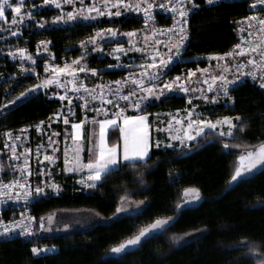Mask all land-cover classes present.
I'll list each match as a JSON object with an SVG mask.
<instances>
[{"label": "trees", "instance_id": "16d2710c", "mask_svg": "<svg viewBox=\"0 0 264 264\" xmlns=\"http://www.w3.org/2000/svg\"><path fill=\"white\" fill-rule=\"evenodd\" d=\"M252 3L223 0L209 5L207 0H191L186 42L180 59L170 65L166 76L205 68L213 56L232 51L241 39L244 18L253 13ZM152 12L158 26L172 27L179 19L164 10ZM58 14L54 8L35 11V21L30 20L15 36L10 35L8 23L0 20V105L6 106L0 107V182L17 173L4 148L6 134L29 128L32 137L40 138L36 126L49 121L61 107L50 90L40 89L20 99V93L45 76L49 58L36 56V64L31 66L12 58L11 52L23 48L35 56L38 47L43 46L40 41H48L54 63L64 65L82 57L84 44L101 29L131 32L145 27L144 16L131 11L98 20L78 19L66 25L53 23ZM41 21H46L43 27L39 26ZM86 60L90 69H97L96 80L104 83L126 79L136 70L124 66L127 56L119 62L110 54L91 52ZM31 67L36 73L24 70ZM191 107L184 94L176 93L148 101L140 113L152 119L158 113ZM198 110L204 119L236 120L232 140L243 147L226 149L222 140L205 138L187 148L153 144L148 158L125 161L118 170H109L91 191L59 162L48 175L58 185L57 191L48 188L36 196L26 207L29 215L39 219L57 210H88L95 211L102 220L55 236L0 238V264H257L250 250L255 248L264 255V167L237 183L230 185V181L239 154L264 142V88L246 78L233 84L224 99L199 102ZM77 111L76 120H81V110ZM34 178L42 186L41 175ZM188 187L198 188L201 199L195 205L181 206L183 190ZM122 197L141 204L140 212L115 217ZM26 208L11 206L0 213V218L9 219L13 213L19 216ZM171 215L178 219L160 234L119 256H105L113 246L138 234L155 219ZM183 235L191 236L176 243L175 237ZM50 246L57 247V251H32L33 247Z\"/></svg>", "mask_w": 264, "mask_h": 264}, {"label": "rangeland", "instance_id": "374dc122", "mask_svg": "<svg viewBox=\"0 0 264 264\" xmlns=\"http://www.w3.org/2000/svg\"><path fill=\"white\" fill-rule=\"evenodd\" d=\"M191 0H187V3L185 4V8L187 9V16L190 14L191 8L189 6V2ZM11 4H17L19 3V0H9ZM126 2H129V0H126ZM131 3H140L141 4V11H136L134 8L131 7H123V6H116L115 5V0H111V3L108 7H105L104 5L101 4V0H71V2H68V0H56L55 3H48L45 4L43 3V0H24V3L21 7L20 13L14 12L12 9L7 8L5 10L4 18L0 20L5 21L8 23V29L10 32L11 36H15L16 34H19L20 28L24 25H26L30 20L35 21V18L33 17V14L35 11L44 9V8H49V9H56L59 11V14L57 16H60L64 13L67 12H72L74 9L77 10L76 12V19H83V20H98L104 16H115L117 12L122 13L126 11H131L134 12L135 14L139 16H144V20L146 19L145 13L143 11V7L146 3H151L154 5V7L148 9L151 18L148 19L147 24L145 23V27L142 30L135 31L136 35L134 37H128L127 35H124L125 33L128 32H121L118 31L117 29L114 28H109V29H114L118 35L112 36L110 34H105L103 32L98 31L97 33H100L99 35H96L94 42H89V40L84 44V50L85 53L82 56V60H73L76 61L75 64H73V61L68 62L67 64L71 65L73 68L75 67H80L84 68L85 71H80L76 72L74 75H69L68 72L64 73H58L57 72V66L60 68H63L64 65H59L54 63L52 54H50L48 44L43 45L42 48L37 52V54L31 55L26 51V54H21V53H14L16 50L11 52V57L14 59H18L22 63H25L27 65L35 66L36 60L38 59L37 57H48L49 59L46 62V69H45V76H42L41 80L39 81L38 84L36 85H42V82L46 78H52L56 77L59 79L61 83H68V87L61 88L59 84L57 83H50L46 87L41 86L38 89H33L30 87L31 91L26 92L25 96L20 97V99H23L24 97H27L28 95L37 92L38 90H50L51 96L57 98L61 102V107L59 108L58 112L61 113L60 117H55L53 116L49 121L44 122L39 124V128L37 131L41 136H44V140L38 139L37 141H40L38 143L37 147H33L31 149L29 147V138H30V129L25 128L19 130L17 133H11V139H9L8 133L6 134L5 141H4V148L8 151L10 158L13 160L12 164L14 169L16 170V175L12 176V178L2 180L3 182H10L12 179H19L20 181L27 182L30 188L34 191V196H39L49 188L54 191H57L56 188L52 187L53 182L51 179H48V175L51 173V170L57 166L59 162L63 164L64 170L67 172V165L65 164V160L67 159V127L72 128V124L74 121H77V110H81V116L82 120H85L87 117L86 122L82 125L85 126V128L90 127V123H92L93 118L96 121H99L101 119H111L114 115V113L117 111V108L114 107V104H118L119 107L125 109V115L129 116H136V115H145L140 113V110L142 107L151 100H156L160 99L164 96L170 95V94H184L190 103H192V107L185 109V110H176L173 112H166V113H158L151 117L147 115L148 117V124L149 128L153 129V134L155 136V141L163 143V145L170 147V148H187L190 147L193 143L198 142L200 139L205 138V139H213V140H222L226 147V149H235L239 147H243V145L236 140H232V137L235 134V130L237 129V123L236 120L232 118V123L235 125V127L232 128V135H227L228 129L230 125L228 124H221L217 125L216 129H211L209 127H204L202 125H199L198 123L193 124V127L191 129L188 128V124L191 121H199V120H211L215 122L216 120L212 119H204L200 111L198 110V105L199 102L204 101L206 103H215L217 101H220L221 99H224L225 96L223 94L222 89L218 87L219 84H221V81H217L216 84L212 85V91H209V84L205 83V81L211 82V76L214 75H220L221 72H223V75H225L229 81H232L236 79L237 77L242 78L244 76V72L241 71V69L230 72V63L231 58H224V60H220L218 57L219 55H215L211 58V63L205 68H201L198 70H192L191 72L193 73L192 76H189L188 73L178 75L175 77H180L179 81H174L175 77H167L166 72L169 69L170 65L175 62L176 60L180 59L181 52L183 50V47L185 45L186 39L184 40V45L181 46L179 54H175V48L173 45H171V42L169 41L170 37L173 35L172 33L176 34L175 41L177 37L180 35L179 29L174 27V26H168L169 28H172L173 31L171 33L165 34L164 32H160L161 29L164 26H158L155 23L154 17H153V12L152 11H159V10H164L166 12H169L172 15L177 16L179 19L176 21L179 22L181 18L178 14V12L173 11L170 7L171 4H175L176 0H130ZM254 2V0H252ZM95 3L96 7L99 8L100 12L103 13L101 15H97L95 11L92 13H88L85 11L83 14L80 13L79 9H81L82 5L83 8L86 10L90 5ZM259 4V3H258ZM59 5V7H57ZM155 5H163V7H156ZM35 6V7H33ZM264 5H260V10L257 12L253 13L252 15L255 16L254 14L260 15V13H264L263 9ZM63 10V11H62ZM28 11L31 12V16L25 15ZM260 11V12H259ZM108 12L113 13L112 15H108ZM24 16L23 22H19V17ZM56 16V17H57ZM262 18L264 16L261 14L260 15ZM16 17L17 19V24L13 25L12 21L13 18ZM75 20H65V21H60L57 22L53 19V23L58 25H66L67 23L73 22ZM46 22V21H43ZM247 22V21H246ZM175 23V24H176ZM254 28L258 25L257 21H252L251 22ZM19 29V30H18ZM152 29H156L155 33L152 32ZM107 30V28L105 29ZM187 38V37H186ZM159 40L161 43L155 44V40ZM129 40H132L133 43H129ZM241 40V39H240ZM147 41V43H145ZM175 43V42H174ZM240 43V41H239ZM238 43V44H239ZM123 45L122 50H116L117 45ZM169 47H172L173 51V60L169 61L167 66L160 69V76L158 79L153 80L149 76V73L153 71V69L147 68V65L152 62V57L155 55V52L153 49H157L159 53L163 56H167L168 49ZM47 48V51L44 49ZM91 52H97L100 54H110L114 58L118 59L119 62L121 59L125 56H127V60L124 61V66H127L129 68H135L136 70L134 72H131L128 74L126 79L120 80L121 84L117 86L115 83H104L101 82L100 80H96V75L98 74V71L94 74L90 71H88L89 66L88 62L86 60L87 55H89ZM28 55L32 56V59L29 60L27 58ZM37 56V57H36ZM236 58L237 55H236ZM159 57H157V60ZM227 61V62H225ZM234 62V61H233ZM235 63V62H234ZM225 65H228L227 69L225 70ZM141 66H144V69H147L145 71V74L141 76V72L144 70L142 69ZM159 67V65H158ZM247 70L250 71L252 70H258L259 73L264 74V65H261L259 63V60L257 58V65H252L249 61L247 62ZM26 72H31V73H36V68H24ZM205 70V71H201ZM248 72H246L247 74ZM245 74V75H246ZM132 76L133 79L139 78L144 80V84L142 85H134L133 83H128L125 84L124 81L129 79V76ZM90 76V77H89ZM250 76V75H249ZM93 77L94 79L92 80ZM254 76L247 77L252 80ZM75 79L77 85L79 84H84L88 88L89 92H85L83 88L79 89V91H74L72 88L71 81ZM238 79V80H239ZM246 79V78H244ZM242 79V80H244ZM261 77L256 81L260 86H262V83L260 81ZM238 80L236 83H238ZM241 80V81H242ZM165 82H171L174 83V87L171 90H164L163 93L161 94L159 92V86L164 84ZM240 82V81H239ZM235 83V84H236ZM149 85H156V88H154V95L152 97H148L147 99L143 100L141 109H135L133 107H129V104L133 102L135 97H140V96H146L147 93H143L142 89L148 87ZM233 84H229L228 87L229 89L231 88ZM101 87H103L105 90H107V94L104 97L103 101V106L101 103V100L99 99H92L91 95L89 93L95 94L97 96L101 95ZM264 88V86H262ZM117 88H119L120 94L121 95H127L129 92H134L135 97H133L132 100L129 101H124V100H117L113 96V93L117 91ZM187 88L188 91H185L184 89ZM25 92V91H24ZM159 98H156V97ZM204 96L208 97V100L204 99ZM216 96L215 100H212V97ZM63 97V98H62ZM68 97H71V104H69V99ZM80 97H85L88 99V104L85 106L84 100L80 99ZM109 99L113 100V104H108L107 101ZM69 108H71V113H69ZM107 109V115L105 114V110ZM136 112V113H134ZM189 112L192 113V115L189 117ZM67 115L69 123L65 124L63 121V116ZM218 120V119H217ZM116 124H122L123 125V119L119 118L117 119ZM98 126V124H95ZM99 127V126H98ZM123 126L119 127L109 125V145H112L114 142L121 141L123 139V132L121 131ZM199 127H204V131L200 132L198 135L196 133V129ZM58 134V135H57ZM185 134L188 135H193L195 136V139L192 141H187ZM162 136V138H161ZM174 136H180L185 140V143H181L179 140L174 139ZM16 137H19V140L16 139ZM38 137V136H37ZM39 138V137H38ZM166 138V139H164ZM50 139L52 142L51 147L49 146L50 144ZM76 148L79 149L80 151L83 149V151L87 150L88 145L91 147L89 140L85 139H80V140H75ZM95 140L92 145L94 144ZM98 144V140L95 142ZM74 142L72 143V145ZM156 144V143H155ZM13 147L16 150V155H13ZM39 148V155H37V149ZM25 149H29L30 151L25 152ZM254 146L251 148H248L245 152L240 153L239 157L241 155H246V153L250 150H253ZM1 153H2V148L0 147V162H1ZM54 155L56 159L54 161H48L44 159V155ZM19 157L17 159L16 157ZM83 158L87 159L88 158V153L83 152ZM82 158V159H83ZM237 160V159H236ZM235 160V161H236ZM27 162L28 168L22 170V166ZM80 162L73 157L70 161V163L74 166L75 163ZM240 163L236 164L234 163V172L236 167L240 166ZM259 165H256L255 168L251 169L255 170L258 168ZM1 171V169H0ZM41 175L43 178L42 180V186L37 185L35 183V178L33 179V176L36 177ZM88 184L86 183L85 187L88 191H91L92 186L97 182L91 181V179L88 180ZM36 187H40L43 189V192L40 194H37L35 192ZM201 199V195L198 199L192 200L188 203L187 206H192L198 203ZM181 206L185 205V196L184 193L182 195V202ZM120 209H128V210H133V209H142L141 204L131 202L130 200H124L123 202L120 203L119 207ZM28 209L26 208L19 214V224L21 222L23 224H30V222H34L33 219H29L31 217L29 215ZM133 213L132 211H127L124 212L122 211L121 213H115V217H120L124 216L127 214ZM52 216L53 219L49 222L48 217ZM176 217L175 215L167 216V217H162V218H173ZM43 224H44V234L47 236H55V235H60V234H66L74 229L77 228H85L89 227L93 223H96L97 221H101L102 218L97 215H85L82 213L77 212V210H57L55 212H52L48 215H45L43 217ZM65 225H68L67 228H65ZM148 226V225H147ZM145 226V227H147ZM25 233V232H24ZM29 234V233H25ZM34 235H37L36 233ZM27 236V235H26ZM31 236V235H30ZM191 235H183V236H176L175 241L176 243H180L185 240H189ZM141 244V243H140ZM140 244L129 247L126 250H123L120 253H115L112 251L113 247L118 246L119 244L113 246L108 252H106L105 256L107 257H115L119 256L122 253L138 247ZM45 248V247H44ZM57 251V247L50 246L47 247V251L44 252H55ZM251 254L254 256L257 264H264V255H262L259 251H257L255 248H251L250 250Z\"/></svg>", "mask_w": 264, "mask_h": 264}, {"label": "snow or ice", "instance_id": "6c2138e0", "mask_svg": "<svg viewBox=\"0 0 264 264\" xmlns=\"http://www.w3.org/2000/svg\"><path fill=\"white\" fill-rule=\"evenodd\" d=\"M55 3L56 0H43V3L48 4V3ZM68 2H71V0H68ZM24 3V0H19V3L17 4H11L9 2V0H0V17H4L5 14V10L6 7L12 9L14 12L16 13H20L21 7ZM111 3V0H101V4L104 5L105 7H108ZM187 3V0H177V2L175 4H171L170 7L173 11L178 12L179 16L181 18H184L187 16V9L185 8V4ZM207 3L209 5H211L213 3V0H207ZM259 3L260 5H264V0H254L253 4L251 5V7L255 8L256 4ZM81 4H82V0H81ZM115 5L116 6H123V7H131L134 8L136 11H141V4L140 3H131L130 0L129 2H126V0H115ZM156 7H163V5H155ZM35 7V6H33ZM57 7H59V5H57ZM154 7L153 4L151 3H146L143 7V11L145 13L146 19H145V23L147 24L148 19L151 18V15L148 11V9ZM63 11V10H62ZM80 13L83 14L85 11H87L88 13H92L93 11H95L97 13V15H101L103 13L100 12L99 8L96 7L95 3H93L92 5H90L86 10L83 8V5L81 7V9H79ZM76 12L77 10H73L72 12H67L64 13L60 16H57L54 18L55 21L60 22V21H65L67 20H75L76 19ZM113 13L108 12V15H112ZM116 15H119V12L115 13ZM25 15L27 16H31V12L28 11L27 13H25ZM24 16H20L19 17V22H23ZM247 22H248V28L250 29L248 35L249 37L253 36V32L251 31V29L253 28L252 25V21H257L259 27H257L255 29L256 33L258 34V40L257 41H253V39H248L247 40V47H241V44H236L234 46V50L230 51V52H226L223 54L219 55V59L220 60H224V58H235L236 56V49L240 50V54L243 55L245 52H247L248 55V61L252 64V65H257V58L259 60V63L261 65H264V18L259 17V16H249L244 18ZM13 25L17 24V19L16 17L13 18L12 21ZM186 24L187 21L185 19H181L179 22H177L174 27L179 29L180 35L177 37L173 47L175 48V54L178 55L181 46L184 43V40L186 39ZM39 26L43 27V21L39 22ZM19 30V29H18ZM155 31H157L156 29H152V32L155 33ZM173 31L172 28L168 29V32L171 33ZM100 32H103L105 34H110L112 36H116L118 35V33L114 30V29H101ZM100 33H97V35H99ZM124 35H127L128 37H134L136 35L135 31H131L128 33H125ZM96 39V37H92L89 39V42H94ZM47 43H49L48 41H40L41 45H46ZM84 41H81V44H84ZM129 43H133L132 40H129ZM145 43H147V41H145ZM155 44H159L161 43L158 39L154 41ZM123 49V45H117V49L116 50H122ZM39 47L37 49V51H39ZM45 51H47V48L44 49ZM153 51L155 52V55H153L152 57V62L150 64L147 65V68L153 69V71L151 73H149V76L151 77V79L156 80L159 78L161 72L160 69L164 68L167 66L169 61L173 60V51H172V47H169L168 49V53L167 56L165 58V56L161 55L159 53V51L157 49H153ZM16 52H19L21 54H26V49L23 48H18L16 49ZM157 57H159V59L157 60ZM27 58L29 60L32 59L31 55H28ZM83 57L78 58V60H82ZM76 61H73V64H75ZM159 65V67H158ZM142 69H144V66H141ZM228 65H225V70L227 69ZM147 69H144L141 72V76H143L145 74V71ZM80 71H85L84 68H80V67H75L73 68L71 65L65 63L63 68H60L59 66H57V72L58 73H64V72H68L69 75H74L76 72H80ZM88 71L92 72V73H96L97 69L93 68V69H88ZM201 71H205V70H201ZM239 71V69H238ZM189 76H192L193 73L191 71H189L188 73ZM251 75L255 76V73H252ZM239 79V77H237L236 79L229 81L228 78L223 75V72H221L220 75H214L211 76V82L209 81H205V83L209 84V91H212V85L216 84L217 81H221V84L218 85V87L220 89H222L223 94L225 96L229 95V84H235L237 82V80ZM180 77H175L174 81H179ZM133 83L134 85H142L144 84V80L143 79H133V77L130 75L129 79L124 81L125 84L128 83ZM50 83H57L59 84V86L61 88H67L68 87V83H61L59 81L58 78L56 77H52V78H46L43 82L42 85H33L32 88L33 89H38L41 86L46 87L48 84ZM117 86H119L121 84V81H115L114 82ZM72 84V88L74 91H79V89L83 88L85 90V92H89L88 88L86 87V85L84 84H79L77 85L75 79L73 78V80L71 81ZM174 87V83L171 82H165L164 84L159 86V92L162 94L164 90H171ZM154 88H156V85H149L146 88L142 89L143 93H147L146 96H140V97H135V93L134 92H129L127 95H121L119 88H117V91L115 93H113V96L115 97V99L117 100H124V101H129L132 100L133 97H135V99L133 100V102L131 104H129V107H133L135 109H141V105L143 100L147 99L148 97H152L154 95ZM185 91H188L187 88L184 89ZM31 91V89H26L25 92L20 93V96L23 97L25 96L26 92ZM101 95L97 96L95 94L89 93V95H91L92 99H99L101 100L102 106H103V101H104V97L107 94V90H105L103 87H101ZM63 98V97H62ZM156 98H159L158 96ZM69 99V104H71V97H68ZM80 99L84 100V104L85 106H87L88 104V99H86L85 97H80ZM205 100H208L207 96H204ZM216 96L212 97V100H215ZM9 103H14L13 101H10ZM108 104H113V100L109 99L107 101ZM0 107H6L4 105H0ZM114 107L117 108V111L114 113L113 117L111 119H101L99 121H96L94 118L92 120L93 124H98L99 126V136H98V144H96L94 142V147L96 149L95 151V156L93 159H89V161L86 164H82L81 166L83 168H87L89 169L90 172V179L95 182V181H100L102 179L103 174H105L106 172H108L109 170H118L119 167L122 165L123 162L125 161H129V160H145V158L149 157V152H150V148L153 146L150 139H149V124H148V117L147 114L145 115H136V116H129V115H125V109L119 107L118 104H114ZM105 110V114L107 115V109ZM69 113H71V108H69ZM189 117L192 115L191 112H189ZM55 117H60L61 113L57 112L54 114ZM122 118L123 119V127L121 129V131L123 132V143L122 145L118 144V143H114L111 146H109V144L107 143L106 140V129L109 125H113V126H117L116 122L117 119ZM237 120L240 119V117H236ZM87 117L85 118V120H81L78 123H73L71 126L73 129H75V135L72 137V139L75 140H80L82 139V125L86 122ZM63 121L65 124L69 123L68 120V116L64 115L63 116ZM41 123H43V121H41ZM198 123L199 125H202L204 127H209L211 129H216L217 125H221V124H228L230 125L227 135H232V128L235 127V125L232 123V118L230 117H224L222 119H218L215 122L211 121V120H199V121H191L188 124V128L191 129L193 127V124ZM37 128H39V125L36 126ZM204 127H199L196 129V133L197 135L200 132L204 131ZM58 135V134H57ZM9 139H11V133H8ZM187 141H192L195 139V136L193 135H188L185 134ZM176 140H179L181 143H185V140L183 138H181L180 136H174L173 137ZM17 140H19V137H16ZM54 143L51 141L50 139V144L49 146L51 147V144ZM156 147H159V142H156L155 144ZM91 150V149H90ZM13 151V155H16V150L13 147L12 149ZM30 151L29 149H25V152ZM79 151V149L77 150ZM37 155H39V148L37 149ZM17 159H19V157H16ZM248 159V164L247 166H244L243 164H241L240 166L236 167L234 174L231 177V180L233 182L238 181L239 179H243L244 176L248 173H250L251 169L255 168L256 165L261 164L262 162H264V144H261L259 146L258 149H256L255 151H248L246 153V155H241L239 157L240 161H244L245 159ZM44 159L48 160V161H54L56 159V157L54 155H44ZM79 160V157L77 156V161ZM69 163V161L66 159L65 160V164L67 165ZM28 168V164L27 162H25V164L22 166V170L23 169H27ZM68 171H73L74 169L72 167H69L67 169ZM16 186H18L19 188H21L24 191V198L27 199L28 196H30L32 194V190L30 188V186L28 185L27 182L21 183L19 180L17 181H13L10 182L8 185H0V187H7V188H15ZM52 187L54 188H58V185L53 184ZM35 192L37 194H40L43 192V189L40 187H36ZM184 192V196H185V207H187L188 203L192 200H196L200 197V190L196 187H188L185 188L183 190ZM0 195H8V193H4V192H0ZM16 199H19V196L15 197ZM122 202L124 200V198H121ZM177 210H180V207H177ZM122 211L127 212V211H132L133 213H139L140 209H133V210H128V209H117V213H121ZM29 219H35L34 217H29ZM53 219L52 216L48 217L49 222ZM178 219V217H173V218H157L155 219L151 224H149L147 227H144L142 229H140L139 233L126 239L125 241H123L122 243H120L118 246L113 247L112 251L115 253H120L123 250H126L129 247H133L136 246L140 243H142V241L144 239L150 238L154 235L160 234L167 226H169L170 224L174 223L175 220ZM23 226V231L25 233H30L31 232V227L29 225L23 224L21 222V224H16L13 223L12 224V228H17V227H21ZM41 227H43V219L41 220ZM68 225H65V228H67ZM10 231L9 227H4L3 228V232L5 234H7ZM32 251L34 253H41L43 251H47V247L45 248H39V247H33Z\"/></svg>", "mask_w": 264, "mask_h": 264}, {"label": "crops", "instance_id": "0c3cea01", "mask_svg": "<svg viewBox=\"0 0 264 264\" xmlns=\"http://www.w3.org/2000/svg\"><path fill=\"white\" fill-rule=\"evenodd\" d=\"M176 2H177V0H176ZM258 10H260V4L257 3L255 8H253V13L257 12ZM252 14H251V16H253ZM261 14L264 16V13H260V15ZM0 18L3 19L4 17H0ZM257 27H259V25H257L255 28L253 26V28L251 29V31L253 32V36L249 37L248 33H249L250 29L248 28V22H244L243 24H241V26H240L241 40H240V43H239V44H241V47H247V40L248 39H253L254 42L258 40L259 37H258V34L255 31V29ZM172 34L173 35L169 39V41L171 42V45L174 44L175 38H176V34L175 33H172ZM235 51H236V55H237L238 58H236V56H235V58H231V60L229 61V62H231L230 65H229L230 72H233V71H236L238 69H241V71L244 72V76H245V77L240 78L238 80V82L241 81L244 78H247V77L251 78L253 76L251 74L255 73L256 75L253 77V79L254 80H256V79L258 80L261 77L260 81H261V83L263 82L262 86H264V74L259 73L258 70H252L251 69V73H250L249 70H247L248 69L247 68V62H248V55L249 54L247 52H245L243 55H241L239 49H236ZM14 53H18V52L15 51ZM225 62H227V61H225ZM246 72H248V73L246 74ZM82 119L83 118L81 117V120ZM81 120L74 121L73 123H78ZM117 125H119V127L123 126L122 124H117ZM108 131H109V128L107 127V129H106V140H107V143L109 144V139H108L109 132ZM148 132H149V139H150V141H151V143L153 145V144L156 143L155 136L153 134V129H151V127H150L148 129ZM81 134H82V138L85 139V140L86 139L89 140V143L91 145V147L88 145L86 151H83V149L81 151L80 150L77 151L78 149L76 148L77 147L76 144H75L76 142L72 139V137L75 135V129H73L71 127H67V160L69 161V163L67 164V169L69 167H72L74 169L73 171H68L67 170V172L78 175L79 176V181L83 185H86V183L87 184L89 183L88 180L90 179V172H89V169L83 168L81 165L82 164H86L89 161V159H93L94 156H95L96 149L94 147V144L92 145L91 143H93L94 140H95V142L98 140L99 127L96 126L93 123H90L89 130H88V127L85 128V126H82V133ZM43 138H44V136H40V138H38L37 136H33V137L30 136L29 142H28L29 143L28 144L29 147L31 149H33V147L34 148L37 147L38 143H40V141H37V140L38 139L44 140ZM161 138H162V136H161ZM164 139H166V138H164ZM73 142H74V144L72 145ZM114 143H118V144L122 145L123 139L121 141L114 142ZM114 143H112V144H114ZM160 144H162V143L160 142ZM109 146H111V145H109ZM151 148H150V151H151ZM83 152L88 153V158L87 159L83 158ZM77 156L79 157L78 161H80V162L75 163L74 166H73L70 163V161H71V159L73 157H75V159L77 160ZM129 161H131V160H129ZM21 212H23V211H21ZM26 212H28V211L26 210ZM77 212L85 214V215H97V213L95 211L77 210ZM42 219H43V217L39 218V219H34V222H32V223L30 222L29 225L31 227V232L29 234H26L27 236L34 235L35 233L37 235H43L44 234V224H43V227L40 226ZM0 238H7V236L0 235Z\"/></svg>", "mask_w": 264, "mask_h": 264}, {"label": "built area", "instance_id": "2783aa9c", "mask_svg": "<svg viewBox=\"0 0 264 264\" xmlns=\"http://www.w3.org/2000/svg\"><path fill=\"white\" fill-rule=\"evenodd\" d=\"M223 1V0H213V3ZM264 9V7H263ZM255 16H259L258 14H254ZM168 26H164L160 32H164L165 34L168 33ZM19 179H12L10 182L17 181ZM20 181V180H19ZM10 182H0V185H8ZM23 183L22 181H20ZM32 190V189H31ZM34 190V189H33ZM32 190V194L28 196L27 199L24 198V191L16 186L15 188H7V187H0V192L8 193V195H0V213L4 209H7L9 207H16V208H26L28 206V203L31 202L35 196H34V191ZM19 196V199H16L15 197ZM19 216H17L15 213L11 214L9 219L5 218H0V235L7 236V237H12V236H18V235H25L23 231V226L17 227V228H12V224L16 223L19 224ZM29 225V224H26ZM30 226V225H29ZM4 227H9L10 231L5 234L3 232Z\"/></svg>", "mask_w": 264, "mask_h": 264}, {"label": "water", "instance_id": "95a60500", "mask_svg": "<svg viewBox=\"0 0 264 264\" xmlns=\"http://www.w3.org/2000/svg\"><path fill=\"white\" fill-rule=\"evenodd\" d=\"M186 37H187V35H186ZM183 45H184V43H183ZM183 45H182V46H183ZM261 144H264V142H261V143L255 145V146H254V149L251 150V151H255L256 149H258L259 146H260ZM249 151H250V150H249ZM236 162H237V163H240L239 165L243 164V165L245 166V164H248V159L246 158L244 161H240V160H239V157H238L237 160L235 161V164H236ZM258 165H259V164H258ZM262 167H264V162H262V163L260 164V166H258V168H256L255 170L250 171V173L246 174L245 176H249V175H252V174H254V173H257V172L259 171V169L262 168ZM245 176H244V177H245ZM239 180H240V179H239ZM239 180H238V181H239ZM238 181L233 182V181L231 180V181H230V185L233 184V183H237Z\"/></svg>", "mask_w": 264, "mask_h": 264}, {"label": "flooded vegetation", "instance_id": "af4514ba", "mask_svg": "<svg viewBox=\"0 0 264 264\" xmlns=\"http://www.w3.org/2000/svg\"><path fill=\"white\" fill-rule=\"evenodd\" d=\"M245 166H247V164H245Z\"/></svg>", "mask_w": 264, "mask_h": 264}]
</instances>
